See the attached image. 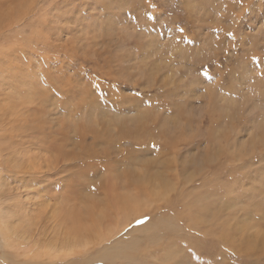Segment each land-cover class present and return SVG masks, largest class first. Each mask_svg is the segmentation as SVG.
<instances>
[{
  "label": "rangeland",
  "instance_id": "rangeland-1",
  "mask_svg": "<svg viewBox=\"0 0 264 264\" xmlns=\"http://www.w3.org/2000/svg\"><path fill=\"white\" fill-rule=\"evenodd\" d=\"M147 10L145 0H0V135L15 96L33 94L35 143L47 148L33 178L14 183L0 163V218L20 262L29 243L19 232L26 198L16 194L28 184L29 202L40 203L33 237L62 241L50 214H63L89 259L102 249L98 264H264V152L242 151L245 113L264 106V0H191L158 21ZM12 158V168L30 170ZM4 242L0 231V264Z\"/></svg>",
  "mask_w": 264,
  "mask_h": 264
},
{
  "label": "bare ground",
  "instance_id": "bare-ground-1",
  "mask_svg": "<svg viewBox=\"0 0 264 264\" xmlns=\"http://www.w3.org/2000/svg\"><path fill=\"white\" fill-rule=\"evenodd\" d=\"M19 95H20L19 97H17V95L15 96V100H16V102L18 104L17 103H12L9 106V108L11 106H13L12 107V111L9 110V109L7 111V109L5 108L6 111L8 112V114H9V116H12L13 119L12 120L9 119L5 123V126L2 124L3 122L1 123L2 131H4V133H3V135H0V141L3 142V144L5 142H7L9 144V146H10V147H7V146L3 147L5 149H3L1 147L0 153H4L5 152L6 160L4 162H2L0 160V163H1L2 166H5V168L8 171L7 173L11 174L10 177L11 178L13 177L14 181L16 179L18 180V178H19L18 176H21L23 174H25V176L26 175L28 176V174H29V176H31V177L33 175H35V176L38 175L37 174L38 168H36L34 166L35 165L34 161L37 160V162H38L39 158L40 157L42 158L41 155H45V156L47 155L46 151L43 150V149H47V148H41V147L38 148V144L35 143V137L37 138L39 135H42V128L35 127V126H38V119H39V121L41 120L40 118H38V119L35 118L37 111L34 109V108H36V106L34 105V104H36V101H34V100H37L36 95L29 94L30 95L29 98H27V97L24 98V95L21 96L22 94H19ZM19 103H21V108L16 110L19 107L18 106ZM4 113H2V114H4ZM23 116H24V118H23ZM0 121H2V120H0ZM44 131H47V129L44 128ZM3 144L1 143V145H3ZM6 147L10 148V150H11V147H13L12 148L13 151L10 152V150H9L7 152L8 149ZM39 149L44 151V153L42 151H39ZM9 156H11V158L13 157L12 159H16L17 157H19V159L21 160L20 163L22 165H25V166H30L31 165L30 170H26V171H21L20 172V171L17 170V168L16 169H15V167L12 168L11 166H12V164L14 162H10L11 158H9ZM22 162H27L28 164H25V163H22ZM14 165L16 166V164H14ZM24 169L25 168H23L22 170H24ZM39 169H41V168H39ZM45 177L48 178V175H45ZM45 177H44V179H45ZM22 178H23V176H22ZM21 179H19L20 183L21 182L25 183V182L21 181ZM16 181L14 183H17ZM18 184H19V182H18ZM24 186H26V192H23L22 191L23 189L22 190L20 189L21 190L20 193H17V194L15 193V194H16L17 198H18V196H20L21 198L25 196V198H26V201H24L25 204L23 203L24 204L23 206H25V209H22V208H24L23 206H21V208H20V209L24 210L23 212H25V217H24L25 220H22L23 224H21L22 227L19 228L20 229L19 232L22 234L21 235V236H23L22 238H27L28 239L27 243H29L28 244L29 245V249H28L27 252H24L23 254H21L23 256V258L26 257L28 260L27 261L24 260V261L20 262L17 259L18 254H19V252H18L19 249L16 250L15 249V247H16L15 244L16 243L13 242L14 243V246H13V244L10 241H8L9 240L8 234L5 235V232H8L7 222L5 223L7 216H5V212H2V213H4L3 214L4 216L1 215V218H0V231H1V233H3V236L5 238L4 249L5 250H9V253L6 254L4 258H1L2 259V264H87L86 261H88V260H89V264H98L100 262V260H101V255L103 254L102 249L100 248L98 250L97 246L96 247L93 246L94 248H92L91 251L95 252V256L96 257H95L94 260H92L91 258L89 259L86 256V253L79 248V245H82V239H85V238L80 237L81 236V231L80 230L78 231V229L75 227V225H73L74 228H73V226L70 225V227L67 230L63 214L55 215V216H54V214H52V215L50 214V220L53 222V218H54L55 222L57 223V226H55L56 230L54 232V235H58L59 233H61V235H63V237H64L62 241H59L58 237H53L51 240L47 241V242L51 241V248H49V250L50 251H56L57 252L56 254H59V255L55 254L56 255V260L54 262L52 261L54 258H52L51 256L47 255L48 254L46 252L47 249L45 251V248L39 247V245H38L39 243H41L42 240H44V239H42L41 234L40 233H36L35 236L33 237V233L35 232L34 229L35 228H37V229L39 228V226H38L39 222H38V220L35 221L34 218H32V214L30 213L31 211L32 212L34 211L33 210L34 209L33 206L35 205L34 203L29 202L30 199L28 198V195H30V192L32 191V188H30L28 186V184H26V185L24 184ZM24 186L21 187V188H24ZM18 190L19 189H14V192H18ZM23 194H25V195H23ZM32 195H34V194H32ZM78 195L81 196V192L78 193ZM36 199L38 200L39 198H37V196H36ZM36 199H35V202L37 203ZM39 204L40 203H37V205H39ZM37 205H35V206H37ZM54 210H56L57 212L58 211L66 212L65 207L55 208ZM2 211H4V210H2ZM68 211H70V210H68ZM61 212H59V214ZM76 214H78V213L76 212ZM2 216L5 217V221L2 218ZM39 217L40 216H37L36 219H39ZM35 223H36V225H35ZM73 223H75V222H73ZM76 223H78V222H76ZM83 223H84V220H83ZM84 225H86V224H84ZM32 227H33V230H31ZM91 231H94V230H91ZM84 234H85V231H84ZM111 234H112V232H110L108 234V238H109V236H111ZM97 237L93 238V239L96 241ZM99 237H101V236H99ZM65 238H66V240H65ZM61 239H62V237H61ZM47 242L45 241L43 243L49 245V243H47ZM56 243H58L59 245L56 246ZM86 244H90V243H86ZM21 247L22 246H20V248ZM66 251H68L67 255H65V253H64ZM50 254H51V252H50ZM72 255H74L75 258ZM47 258H48V260H47ZM58 260H60L62 263H59Z\"/></svg>",
  "mask_w": 264,
  "mask_h": 264
},
{
  "label": "snow or ice",
  "instance_id": "snow-or-ice-1",
  "mask_svg": "<svg viewBox=\"0 0 264 264\" xmlns=\"http://www.w3.org/2000/svg\"><path fill=\"white\" fill-rule=\"evenodd\" d=\"M145 3L148 5V9L145 12V15L147 19L149 20H159L160 16L157 15L160 11H168L169 7H173L175 9H179L181 11L184 10L185 6L189 5L191 3V0H164V4L161 7L158 3H154L153 0H145ZM137 20H139V17H136ZM176 31H178L181 35V40H185L186 38L183 36L186 29L183 26L175 25ZM171 31V29H169ZM159 35L163 36L165 33H159ZM228 36L232 37L233 40L236 39L235 35L232 32L227 33ZM187 43L191 44V40H187ZM235 47V45H233ZM257 57L253 56L251 57V60L253 62L257 61ZM261 63H264V61H260ZM142 71V70H141ZM201 73L204 77H206L209 81H212L214 77L209 75L207 71H204L201 69ZM59 75V74H58ZM260 76L262 79H264V72L260 73ZM61 79H66V77H61ZM99 76L97 75V78L95 80L90 81L92 91L97 94V99L106 98V93L102 90L101 85L98 83ZM65 87L69 90L70 93L75 92L79 94V85L77 81H71L65 84ZM136 95H139L137 92ZM171 111V110H169ZM246 116H251V119H248L244 129H243V135L248 136L249 131L251 130V135L249 139L245 142L243 145L242 151L246 153L248 156H254L258 151L264 152V106H262L259 109V112L253 115L251 112L245 113ZM239 143V142H237ZM152 147L154 149L157 148L156 144H152ZM93 190L95 188L93 187ZM148 217H145L143 220L137 221V223H143L145 220H147ZM199 235V233H197ZM189 254H192V250L188 249ZM232 256H235V253H231ZM196 260H199V256L194 257ZM238 264H245V261H238Z\"/></svg>",
  "mask_w": 264,
  "mask_h": 264
}]
</instances>
